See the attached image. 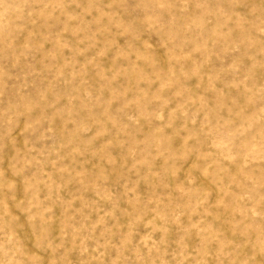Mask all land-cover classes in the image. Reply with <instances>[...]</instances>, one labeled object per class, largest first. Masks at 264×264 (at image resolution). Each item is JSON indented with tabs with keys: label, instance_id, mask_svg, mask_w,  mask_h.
I'll return each instance as SVG.
<instances>
[{
	"label": "rangeland",
	"instance_id": "374dc122",
	"mask_svg": "<svg viewBox=\"0 0 264 264\" xmlns=\"http://www.w3.org/2000/svg\"><path fill=\"white\" fill-rule=\"evenodd\" d=\"M60 1L54 94L0 81L27 82L0 264H264V0Z\"/></svg>",
	"mask_w": 264,
	"mask_h": 264
},
{
	"label": "bare ground",
	"instance_id": "6f19581e",
	"mask_svg": "<svg viewBox=\"0 0 264 264\" xmlns=\"http://www.w3.org/2000/svg\"><path fill=\"white\" fill-rule=\"evenodd\" d=\"M70 7L68 2L60 0H0V81L7 80L11 70L26 71L30 73L27 80L54 94L58 74L47 58L52 57L64 40L58 35L60 29L67 31L66 37L70 36L72 24L61 18L68 15ZM147 17L149 25L157 19L156 14ZM26 85V81L20 80L19 98ZM19 98L12 101L10 92L0 82V123L12 121L16 124V137L22 135L19 124H22L24 101ZM6 108L13 113L6 115ZM39 118L41 123L51 122L42 112ZM8 130L9 127L5 135L0 133V162L3 161L0 163V230L3 234L7 233L6 223L19 224L24 216L23 144L15 136L6 137Z\"/></svg>",
	"mask_w": 264,
	"mask_h": 264
}]
</instances>
